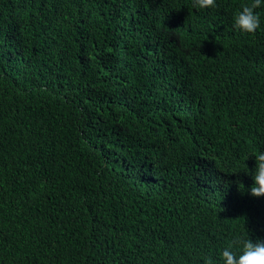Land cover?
Instances as JSON below:
<instances>
[{
  "label": "trees",
  "instance_id": "16d2710c",
  "mask_svg": "<svg viewBox=\"0 0 264 264\" xmlns=\"http://www.w3.org/2000/svg\"><path fill=\"white\" fill-rule=\"evenodd\" d=\"M0 264H264V0H0Z\"/></svg>",
  "mask_w": 264,
  "mask_h": 264
}]
</instances>
